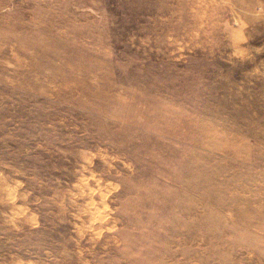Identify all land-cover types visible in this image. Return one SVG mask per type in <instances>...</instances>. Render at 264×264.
<instances>
[{
    "label": "rangeland",
    "instance_id": "1",
    "mask_svg": "<svg viewBox=\"0 0 264 264\" xmlns=\"http://www.w3.org/2000/svg\"><path fill=\"white\" fill-rule=\"evenodd\" d=\"M0 264H264V0H0Z\"/></svg>",
    "mask_w": 264,
    "mask_h": 264
}]
</instances>
